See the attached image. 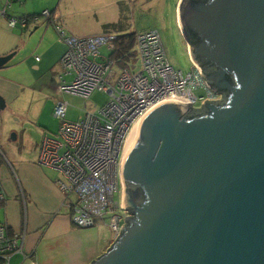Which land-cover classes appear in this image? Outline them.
I'll list each match as a JSON object with an SVG mask.
<instances>
[{"label":"water","instance_id":"obj_1","mask_svg":"<svg viewBox=\"0 0 264 264\" xmlns=\"http://www.w3.org/2000/svg\"><path fill=\"white\" fill-rule=\"evenodd\" d=\"M177 22L222 98L142 117L120 169L125 222L89 264H264V0H179Z\"/></svg>","mask_w":264,"mask_h":264},{"label":"built area","instance_id":"obj_2","mask_svg":"<svg viewBox=\"0 0 264 264\" xmlns=\"http://www.w3.org/2000/svg\"><path fill=\"white\" fill-rule=\"evenodd\" d=\"M40 15L52 24L56 40L64 46L58 60L60 72L55 91L84 100L93 91L107 96L96 110L85 108L75 120L65 118V102L55 101L52 115L58 119V126L53 135L42 137L37 163L60 175L55 184L63 196L73 195L70 220L74 226L89 227L95 219L108 214L106 223L115 239L125 217L115 210H123V207L114 197L122 186L120 169L124 144L132 128L161 102L172 101L185 110L188 105L190 109L200 110L204 100H220L221 93L213 91L206 83L202 70L189 53L187 71L170 66L154 29L135 34L137 65L116 68L108 57L109 51L114 49L115 34L65 35L48 10H42ZM35 17L7 16L6 22L10 27L22 28L28 18ZM103 47L107 53H101ZM64 75L71 78L65 81ZM196 101L199 106H195ZM82 105L85 107V102ZM2 197L0 182V199ZM23 239L24 233H9L0 223V264H9L14 254L24 256Z\"/></svg>","mask_w":264,"mask_h":264},{"label":"crops","instance_id":"obj_3","mask_svg":"<svg viewBox=\"0 0 264 264\" xmlns=\"http://www.w3.org/2000/svg\"><path fill=\"white\" fill-rule=\"evenodd\" d=\"M110 7V17L100 20L98 10ZM129 8L128 0H0V55L14 53L0 67V96L5 101L4 109L0 110V134L6 118L15 110L10 102L20 95L21 86L43 77L54 81L53 84L57 82L58 60L64 46L56 40L52 24L40 16L42 10L50 12L54 23L60 25L65 35L86 36L128 32L124 12ZM27 15L36 17L27 19L22 28L18 25L10 27L6 22L7 16ZM73 22L90 24L91 28H82L81 23L72 26ZM185 44L187 47L186 41ZM101 53L107 52L101 49ZM52 97L51 94L49 98ZM57 100L63 101L61 96ZM85 108L86 103L79 109V115ZM38 126L41 137L56 130L42 121H38ZM32 146L37 147L35 143ZM0 154L4 155L1 149ZM33 157L14 155L10 159L5 155L0 160L3 195L0 223L9 233H24V256L12 255L9 264H89L113 241L106 223L108 214L95 219L89 227L74 226L70 220L71 205L75 201L73 195L63 196L55 184L60 175L49 167L38 165ZM119 193L117 198L115 196L118 203L121 200ZM115 210L125 214L124 210Z\"/></svg>","mask_w":264,"mask_h":264},{"label":"rangeland","instance_id":"obj_4","mask_svg":"<svg viewBox=\"0 0 264 264\" xmlns=\"http://www.w3.org/2000/svg\"><path fill=\"white\" fill-rule=\"evenodd\" d=\"M128 1L130 4L129 11L124 12V22L128 24V32H138L149 28L156 30L160 36L162 47L170 66L175 70L187 71L190 65L188 51L177 24L179 0ZM111 11L112 7L98 10V18L100 20L109 18ZM27 16L29 17V15ZM50 17L52 18L51 14ZM79 23H81L82 28H91L90 24L84 25L83 22H73L72 26H78ZM102 50L106 52L104 47ZM114 70L116 71L115 68ZM63 77L65 81L71 78L68 75H64ZM53 83L54 81L51 82L47 77H43L36 80V82L19 88L20 95L10 102L11 107L15 110L13 114H10L6 118V121L3 123L4 126L1 129L0 149L4 152V155L0 154V160L5 155L10 159L12 156L18 155L19 158H22V156L31 158L34 156V162H37L39 143L42 138L39 132L38 121L46 123L49 128L57 129L58 119L52 115V109L55 99H58L60 96L63 99L62 102L67 104L65 117L70 120H75L81 116L79 115L81 112L79 109L82 107L83 102L86 103L87 109L96 110L97 108L95 107L100 106L107 96L105 93L95 91L89 98L84 100L74 95L56 92L54 89L55 84ZM51 94L54 97L49 98ZM198 95H201L200 92ZM195 106H199L198 101H196ZM12 133L14 140L10 138ZM28 143L32 144L27 146ZM34 143L37 147L32 146ZM121 188H124V184L121 187L119 186V191ZM116 198L114 197L115 200ZM119 204L122 205L121 200Z\"/></svg>","mask_w":264,"mask_h":264},{"label":"trees","instance_id":"obj_5","mask_svg":"<svg viewBox=\"0 0 264 264\" xmlns=\"http://www.w3.org/2000/svg\"><path fill=\"white\" fill-rule=\"evenodd\" d=\"M136 33L125 32L116 34L114 49H111L108 53V57L113 61L116 68L123 65H128L129 68L134 67L136 63V53L134 50V37Z\"/></svg>","mask_w":264,"mask_h":264},{"label":"bare ground","instance_id":"obj_6","mask_svg":"<svg viewBox=\"0 0 264 264\" xmlns=\"http://www.w3.org/2000/svg\"><path fill=\"white\" fill-rule=\"evenodd\" d=\"M137 129H138V125L134 126L131 130V132L129 133L127 139H126V142L124 144V157L125 155L127 154V152L130 150L135 138H136V135H137ZM124 157H123V160H124Z\"/></svg>","mask_w":264,"mask_h":264},{"label":"flooded vegetation","instance_id":"obj_7","mask_svg":"<svg viewBox=\"0 0 264 264\" xmlns=\"http://www.w3.org/2000/svg\"><path fill=\"white\" fill-rule=\"evenodd\" d=\"M178 28H179V26H178ZM55 132H56V130H55ZM55 132H54V133H55ZM54 133H53V134H54ZM53 134H50V135H43V136H51V135H53ZM43 136H42V137H43ZM41 139H42V138H41ZM40 141H41V140H40ZM123 184L125 185L124 182H122V185H123ZM125 187L128 188L127 185H126ZM118 192H119V190H118ZM122 196H123V195H122V188H121L120 193H119V197H120L121 200H122ZM125 216H126V213L123 215V218H124ZM121 222H122V221H121ZM124 222H125V220H124Z\"/></svg>","mask_w":264,"mask_h":264}]
</instances>
